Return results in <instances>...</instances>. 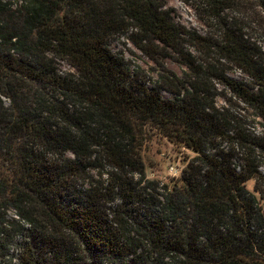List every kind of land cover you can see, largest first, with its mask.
Instances as JSON below:
<instances>
[{"label": "trees", "instance_id": "trees-1", "mask_svg": "<svg viewBox=\"0 0 264 264\" xmlns=\"http://www.w3.org/2000/svg\"><path fill=\"white\" fill-rule=\"evenodd\" d=\"M197 3L219 42L167 0H0V264H264V0ZM154 137L190 153L178 178L150 172Z\"/></svg>", "mask_w": 264, "mask_h": 264}, {"label": "rangeland", "instance_id": "rangeland-1", "mask_svg": "<svg viewBox=\"0 0 264 264\" xmlns=\"http://www.w3.org/2000/svg\"><path fill=\"white\" fill-rule=\"evenodd\" d=\"M21 0H3V2H8L16 7V4ZM198 0H167V8L169 12L173 14L175 21L178 24L185 26L188 30L195 32L203 37H205L210 43L215 44L221 40L222 29L220 23L214 20H208V24L204 23V18L209 19L207 16L208 11L200 16L194 7L198 6ZM253 2V1H250ZM259 12V11H258ZM202 14V11H201ZM232 14L231 12L227 13ZM234 15V14H233ZM204 17V18H203ZM257 29L245 30L246 33L257 40L258 44L264 46V27H256ZM260 28V29H259ZM112 50L121 56H124L128 61L129 65L134 69H140L144 76L150 80L151 84L154 85L158 83L161 75L162 67H159L156 63L145 56L141 51H139L131 41H129L127 36L119 37L111 41ZM191 52L198 58H207L206 54L197 52L196 50L190 48ZM210 58H214L213 53H210ZM169 59L162 62L168 71L177 74L178 77H184L185 73L188 71L187 68L182 65L179 61V57L168 52ZM229 72L228 74L238 80H247V77L242 74L233 65H227ZM63 69L70 71L69 66L63 64ZM214 88L221 90V86L212 83ZM164 97L172 98V96L166 92L163 93ZM219 106L224 105V101L218 99ZM176 149L171 144L159 137H154L148 147L145 155L146 163L148 167H151L150 172L154 174H159L161 178L171 180L174 179L171 172V167H177L180 170L184 168V160L190 153ZM264 173V167L261 169ZM152 174L151 176H154ZM14 214V211L11 212Z\"/></svg>", "mask_w": 264, "mask_h": 264}, {"label": "built area", "instance_id": "built-area-1", "mask_svg": "<svg viewBox=\"0 0 264 264\" xmlns=\"http://www.w3.org/2000/svg\"><path fill=\"white\" fill-rule=\"evenodd\" d=\"M171 172L173 173L172 176L174 178H178L181 175L182 169L180 170L177 167H171Z\"/></svg>", "mask_w": 264, "mask_h": 264}]
</instances>
